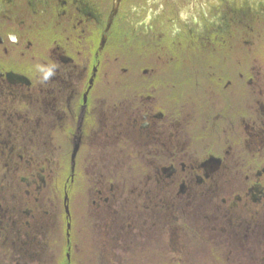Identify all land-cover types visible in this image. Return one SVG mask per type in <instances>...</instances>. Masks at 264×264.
<instances>
[{
	"label": "flooded vegetation",
	"instance_id": "1",
	"mask_svg": "<svg viewBox=\"0 0 264 264\" xmlns=\"http://www.w3.org/2000/svg\"><path fill=\"white\" fill-rule=\"evenodd\" d=\"M143 1L0 0V264H264L252 29Z\"/></svg>",
	"mask_w": 264,
	"mask_h": 264
},
{
	"label": "water",
	"instance_id": "2",
	"mask_svg": "<svg viewBox=\"0 0 264 264\" xmlns=\"http://www.w3.org/2000/svg\"><path fill=\"white\" fill-rule=\"evenodd\" d=\"M149 8L146 14L160 19L162 6L164 15L175 10L186 26H204V19L219 22L227 14L240 16L244 23L257 15L264 0H145ZM138 4H141L140 2ZM169 8V9H167ZM167 9V10H166ZM228 19V18H227Z\"/></svg>",
	"mask_w": 264,
	"mask_h": 264
},
{
	"label": "rangeland",
	"instance_id": "3",
	"mask_svg": "<svg viewBox=\"0 0 264 264\" xmlns=\"http://www.w3.org/2000/svg\"><path fill=\"white\" fill-rule=\"evenodd\" d=\"M262 12H264V2H261V5L259 7V10L257 12L258 14H261ZM256 17V16H255ZM255 17H253L252 19L246 21L244 24L248 25L251 30H244V35H243V41H242V50H243V54L245 59L251 57L254 54H258L257 55V62L259 65V73L257 75V82L260 85H264V18H262L261 22L258 23L257 25L255 23H252V21H254ZM143 21H153V25L154 28L157 27V21H159V19L147 14L145 16H143V18H141ZM139 21V20H137ZM140 22V21H139ZM203 26H191V28L193 30H195L196 32H198ZM116 56H118V52L116 53ZM133 61V60H132ZM134 62V61H133ZM128 65H130L128 60H125L124 58L118 59L117 61V70H116V94H115V98H116V111L117 113L115 114V116L120 115V113H123L125 110V105L122 104V102L124 100V94H129L128 90H124L125 88L123 86H125V84H127L128 82L131 81H126V78L131 80V74L134 71H130L131 73H123L121 71V69L127 68ZM153 66L152 62H147V63H142L139 67H134L137 69L140 68H145V67H150ZM134 72V77L139 76L138 73ZM128 92V93H127ZM132 116L136 117L138 116L137 114H132ZM245 221L248 219H244ZM244 221V222H245ZM243 222V225H244Z\"/></svg>",
	"mask_w": 264,
	"mask_h": 264
}]
</instances>
